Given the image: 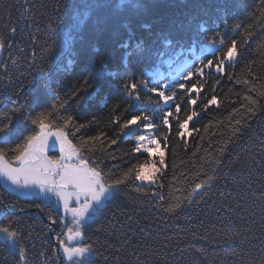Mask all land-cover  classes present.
Instances as JSON below:
<instances>
[{
    "label": "trees",
    "instance_id": "16d2710c",
    "mask_svg": "<svg viewBox=\"0 0 264 264\" xmlns=\"http://www.w3.org/2000/svg\"><path fill=\"white\" fill-rule=\"evenodd\" d=\"M18 4L30 11L17 24ZM9 10L11 24L17 28L14 35L8 27ZM236 24L241 27L236 28ZM248 32L252 35L248 36ZM0 35L7 42H14L12 48L4 49L0 67V112H9L15 107L16 90L21 92L18 103H24L27 98L33 115L51 110V105L65 99L91 73L94 77L91 87L79 103L70 102L65 106L66 111L61 109V115H72L77 125H86L74 137L69 136L73 143L82 135L105 134L101 137L105 140V153H85L90 164L102 161L103 172L111 169L114 175H119V171L137 160L150 162L147 153L140 155L131 151L141 131L125 135L127 130L121 132L113 122L117 116L122 123L131 115L143 113L159 126L152 131L165 150V166L162 174L157 175V183L152 185L154 191L164 196L163 203L176 197L183 200L194 183L206 179L207 175L220 177L212 182L206 195L199 199L194 195V203L185 200L179 217H169L160 211L157 205L162 202L158 197L137 192L138 181L122 188L83 228L86 243L102 245L91 264H105L104 256L121 258L110 259L108 264H261L264 260V156L261 154L264 117L250 118L242 106H247L244 99L247 95L264 105V97L259 96L264 92V47L261 46L264 44V0H141L139 8L128 3L121 6L120 0H0ZM165 36L171 37L174 43L166 54L160 55ZM220 39L228 43L235 39L242 57L232 65L226 64L222 74L215 68H204L203 75L196 74V68L209 59L215 62L213 52ZM138 43L145 51L136 49ZM211 46L212 50L208 51ZM179 50L185 51L187 57L197 50L199 56L189 67L172 72L175 77L167 85L171 87L163 89L164 80L154 81L148 72ZM129 52L134 54L129 56ZM47 64L54 69L50 80L39 71ZM188 68L194 74L185 82L182 76ZM133 80L147 81L149 88L158 86L159 90L174 91L176 95L165 105L156 93L141 88L138 89L140 100L128 99L123 84ZM180 83H185V89L176 87ZM187 88L193 91L188 92ZM213 95L217 102L205 109L204 104ZM191 99L197 101L196 105L190 103ZM177 105L181 109L179 113ZM234 108L239 112L233 113ZM169 111L173 113L169 117L170 128L162 122L164 113ZM192 111L199 115L189 121L183 137L177 136L178 122ZM237 119L242 123L250 119L251 128L233 144L231 141L236 138L232 130L239 127L235 124ZM111 139H116L117 144L107 147ZM225 144L230 151L221 156L220 149ZM49 154L58 156L56 151ZM109 154H114L116 160ZM217 158L222 160L220 166L213 162ZM113 164L119 165V171ZM214 168H218L215 173ZM229 169L232 174L225 177ZM248 184L252 185L250 190ZM147 187L143 185V189ZM222 191L232 195L225 201L220 195ZM0 199L5 202L0 206V225L14 222L13 227L21 233L20 244L26 248L28 264H45V257L39 253L50 255V250L57 247L56 234L64 233L63 224H56L54 229L47 218L49 212L62 215L57 203L54 201L53 207L59 209L58 213L47 207L41 212L29 205L42 199L19 197L7 190L1 180ZM11 203L17 207L8 206ZM222 205H230L236 211L228 212ZM21 207L24 212L19 211ZM237 231L245 241L242 247L226 242ZM202 235L208 240H200ZM196 248L205 249L206 254L201 255ZM0 264H22L18 249L10 250L0 242ZM56 264L67 263L58 255Z\"/></svg>",
    "mask_w": 264,
    "mask_h": 264
},
{
    "label": "snow or ice",
    "instance_id": "6c2138e0",
    "mask_svg": "<svg viewBox=\"0 0 264 264\" xmlns=\"http://www.w3.org/2000/svg\"><path fill=\"white\" fill-rule=\"evenodd\" d=\"M125 3L130 4L133 8H139L141 6V0H120V5L123 6ZM18 18L16 23L20 20H24L30 9L24 8L22 4H18ZM10 34L14 35L17 31L16 26H12V12L11 10L7 13ZM227 23V20H225ZM52 27L51 24L48 25ZM236 28H240V24L235 25ZM219 36V33H217ZM252 33L248 32V36ZM164 50L159 54H166L167 50H170L173 46V39L169 36L164 38ZM215 44V40L212 41ZM14 42H7L3 35H0V51L7 48H12ZM264 47V44L261 45ZM125 47H128L127 45ZM137 50L141 52L145 51L142 49L141 44L136 45ZM221 49L223 51L221 52ZM219 53V55H217ZM133 52H129L128 55H133ZM213 55L215 56V62L213 59H209L206 64L202 67L196 68V74L203 75V69L215 68L217 73H224L225 66L232 65L238 62V57H242L243 53L237 50V41L232 39L230 43L224 39H220L219 46L215 48ZM103 63V61H100ZM13 64L16 61H12ZM72 63L71 60L68 61ZM6 67V63H5ZM41 76L46 80L51 79V73L54 71L51 64H47L44 68L39 69ZM193 71L188 68L186 73L182 76V79L187 82L192 76ZM93 75H89L83 79L80 85L75 88L65 99L59 101L58 104L51 105V110H41L36 112L35 115L29 111L27 104V98L24 103H18V99L21 95L19 90L13 93L16 100H13L15 107L9 112H0V180H3L5 185H10L17 192H21L24 195H38L43 197L40 203L35 205H29V207H35L41 212L44 209L52 208L53 211H59L58 208L53 207V198L55 201L62 205L63 213L65 215H53L52 212L47 214L48 220L52 225L63 224L67 227L66 233H57V247L50 250V255H46L45 252L41 251L40 256L45 257V264H56L59 253L62 252L63 258L68 264H91L92 258L95 257L102 245H98L96 242L86 243L83 228L89 219L94 218L96 214L101 210L102 207L107 205V202H111L120 193L122 188L128 187L130 184H135L136 181H140L141 184L136 186L137 192L143 191L145 196L151 194L153 197H158L159 203L158 209L169 217H179L184 211V201L186 200L189 204L194 203L193 196L197 195L198 199L206 195L212 186L213 181L219 180V175H207L206 179L200 180L194 183L187 196L182 199L176 197L172 201L163 203L164 196L152 189V185L157 183L159 177L157 173H161V168L157 167L156 161L149 162L148 159L140 162L137 160L135 164L130 167L119 171V165L113 164V168L119 171V175H114L112 170L103 172L100 169L99 158L97 161L89 163V158L85 153H105L106 144L104 133H98L97 135H82L77 143H73V140L69 136H75L81 129H85V124L77 125L72 115L63 116L61 115V109L66 111L65 106L71 103H79L83 94L87 93L89 87H91V80ZM11 79V77H9ZM240 81H237L239 83ZM245 84L248 81H244ZM46 87H50L46 83ZM171 87V86H166ZM180 89H185V83L176 85ZM147 89L148 92L156 93L158 98L168 105L176 93L174 91L165 92L159 90L158 86L148 87V82L144 80L125 82L123 89L128 99L134 98L140 100L138 89ZM252 90H255L254 88ZM54 91V90H53ZM186 91L192 92L193 88H187ZM260 97H264V92L259 93ZM59 100V97H56ZM11 99V97H10ZM244 99L248 102L245 107V112L248 117H264V105H260L258 100L251 95H247ZM148 102H151V97H148ZM217 102V98L213 95L204 104V108L207 109L210 105ZM190 103L196 105L197 101L191 99ZM119 107V105H117ZM180 106H176V112H180ZM239 112V109L234 108L233 113ZM173 113L171 111L164 113L162 122L164 125L171 127L169 117ZM199 113L192 111L190 115L178 122L177 136L183 137L187 131L189 121H192L194 117H197ZM121 132H125V135H129L135 129H139L141 126L146 130H153L158 128V125L152 123L151 118L148 115L141 113L140 115H131V118L124 119L120 122V117L114 118ZM235 124L239 127H235L232 130V135L236 138L231 143L235 144L244 136L245 130L251 128L250 119H244L243 123L241 119L235 120ZM31 126V128H29ZM167 142L168 137H164ZM117 144L116 139L108 140L107 147ZM264 144V142H262ZM155 145V148L152 147ZM59 148V155H50L51 151ZM165 146L166 143H165ZM160 144L155 135H152L149 131L146 134H140L136 136L135 146L131 149L132 153L143 155L147 153L149 157L152 156L154 151H158ZM230 149L228 144H225L220 149V155L224 156L229 153ZM261 154L264 156V147L261 149ZM112 160H116L114 154H109ZM75 158V160H73ZM133 159H136L134 156ZM239 159V156L237 157ZM217 166L222 164L221 159H214L213 161ZM159 164L165 166L164 154L160 153ZM218 168H214L213 172H217ZM162 174V173H161ZM232 174L229 169L224 176H230ZM147 184V189H143V185ZM163 187V185H159ZM171 187V185H169ZM252 185L248 184L249 190ZM220 195L226 201L231 192L227 195L222 191ZM47 202V203H45ZM5 202L0 199V206H3ZM11 208H16L17 205L14 203L9 204ZM228 212L236 211L230 205H222ZM20 212H24L25 209L21 207ZM71 216V223L74 227H69L66 223V216ZM131 219V218H129ZM14 222L9 224L0 225V242L3 243L5 248L10 250L18 249L19 261L22 264H28L26 248L20 244L21 233L18 228L13 227ZM201 221V225H203ZM233 224V221H229ZM214 227V226H213ZM143 231V229H141ZM61 235L66 237L61 239ZM195 237L196 233H192ZM241 233L239 231L226 238L227 243L233 244L235 247H242L245 241L240 239ZM200 240H208L207 236H200ZM127 243V241H125ZM140 245H137L139 247ZM167 247V245H165ZM196 252L201 255H205V249L196 248ZM117 252L119 249L116 250ZM105 264H108L109 260L119 261V256L103 257ZM264 264V260L261 261Z\"/></svg>",
    "mask_w": 264,
    "mask_h": 264
},
{
    "label": "rangeland",
    "instance_id": "374dc122",
    "mask_svg": "<svg viewBox=\"0 0 264 264\" xmlns=\"http://www.w3.org/2000/svg\"><path fill=\"white\" fill-rule=\"evenodd\" d=\"M3 55H4V50H2V51H0V67H1V63H2V58H3ZM159 72V71H158ZM158 72H152V74H154V76H162V74H159ZM127 130V129H126ZM139 129H135V127H134V130H133V132H135V131H138ZM127 132H128V130H127ZM151 132V134L153 135V132L152 131H150ZM146 133H148V131H145L144 133H141V134H146ZM140 135V134H139ZM157 140H158V138H157ZM158 142H159V144H160V147H159V150L158 151H154L153 152V154H152V159H151V161H156L157 162V167H160L161 169H162V166L159 164V159H160V153H163L164 154V157H165V150L163 149L162 150V147H161V143L162 142H160V140H158ZM152 147L153 148H155V145H152ZM54 151H56L57 153H58V151H59V148H58V146H57V148L54 150ZM52 152V151H51ZM50 152V153H51ZM58 155H59V153H58ZM73 160H75V158H73ZM159 173H157V175H158ZM140 184H141V182L140 181H138ZM12 187V186H11ZM13 188V187H12ZM20 194H21V192H19ZM22 197V196H21ZM31 197V196H30ZM43 198V197H42ZM55 198H53V200H54ZM58 208L61 210V213H62V215H65L64 213H63V209H62V205H59L58 206ZM4 213H7V210L5 209L4 210ZM65 221H67V223H68V226L69 227H74V225L71 223V216H70V214L69 215H67L66 216V220ZM90 221V219L87 221V223ZM86 223V224H87ZM56 227V226H55ZM55 229V228H54ZM53 231V230H52ZM66 231H67V227H65L64 226V233H66ZM66 238V237H65ZM64 238V239H65ZM59 255H60V258L65 262V263H67L68 264V262H66V260L63 258V254H61V253H59Z\"/></svg>",
    "mask_w": 264,
    "mask_h": 264
},
{
    "label": "water",
    "instance_id": "95a60500",
    "mask_svg": "<svg viewBox=\"0 0 264 264\" xmlns=\"http://www.w3.org/2000/svg\"><path fill=\"white\" fill-rule=\"evenodd\" d=\"M52 227H54V228H55V225H52Z\"/></svg>",
    "mask_w": 264,
    "mask_h": 264
},
{
    "label": "crops",
    "instance_id": "0c3cea01",
    "mask_svg": "<svg viewBox=\"0 0 264 264\" xmlns=\"http://www.w3.org/2000/svg\"><path fill=\"white\" fill-rule=\"evenodd\" d=\"M7 186H10V185H7ZM11 187V186H10ZM12 188V187H11Z\"/></svg>",
    "mask_w": 264,
    "mask_h": 264
}]
</instances>
